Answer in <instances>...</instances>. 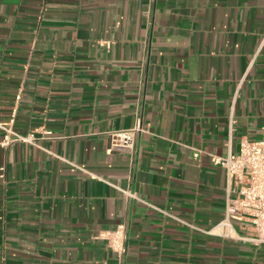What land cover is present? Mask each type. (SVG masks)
I'll list each match as a JSON object with an SVG mask.
<instances>
[{
	"label": "crops",
	"instance_id": "1",
	"mask_svg": "<svg viewBox=\"0 0 264 264\" xmlns=\"http://www.w3.org/2000/svg\"><path fill=\"white\" fill-rule=\"evenodd\" d=\"M14 105V129L52 134L0 145V264H107L94 235L123 220L126 264H264V242L210 231L211 154L264 137V0H0V121Z\"/></svg>",
	"mask_w": 264,
	"mask_h": 264
},
{
	"label": "built area",
	"instance_id": "2",
	"mask_svg": "<svg viewBox=\"0 0 264 264\" xmlns=\"http://www.w3.org/2000/svg\"><path fill=\"white\" fill-rule=\"evenodd\" d=\"M21 96L22 90L20 89L16 94V99H20ZM17 110V105H14L10 118L0 121V129L3 131L0 145L6 146L15 141H23L41 146L40 140L50 136L52 131L40 128L28 132L17 131L13 127ZM230 120L234 121L233 112H231ZM146 130L148 129L144 127L141 116H138L130 127L110 130L112 147L131 150L136 144L138 134ZM200 151L202 150L197 149L195 155L198 156ZM211 158L215 163L225 167L226 196L224 216L214 224L210 231L223 236L264 242V137H243L237 152H229L225 156L211 154ZM1 169L3 170L4 167L2 166ZM106 181L117 187L124 196L133 197L169 214L167 210L155 206L140 196L136 190L120 186L107 179ZM185 223L202 229L191 222ZM238 227L245 229L248 232L247 235L239 234ZM94 237L106 241L115 254L114 260L107 264H126L128 252V223L126 220L119 222L114 228L99 230Z\"/></svg>",
	"mask_w": 264,
	"mask_h": 264
}]
</instances>
